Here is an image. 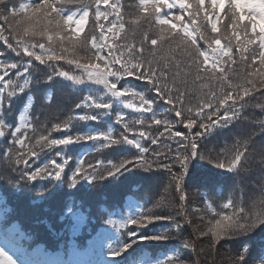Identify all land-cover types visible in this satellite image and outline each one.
<instances>
[{"label": "snow or ice", "instance_id": "snow-or-ice-1", "mask_svg": "<svg viewBox=\"0 0 264 264\" xmlns=\"http://www.w3.org/2000/svg\"><path fill=\"white\" fill-rule=\"evenodd\" d=\"M137 8V17L126 22L121 0H29L19 6L0 0V20L7 25H0V184L14 193L35 191L56 207L70 194L65 189L78 190L81 181L93 189L119 182L125 173L163 169L185 202L183 179L198 157L239 178L259 169L256 181L264 192V142L257 141L264 137V119L246 115L249 107L264 113V0H139ZM127 23L143 29L138 43L135 35L128 41ZM49 82L85 93L74 102L73 115L50 128L47 118L26 115L33 107L31 93ZM25 98L19 122L10 120L8 114ZM53 99L47 95L49 104ZM106 120L112 122L106 129L93 126ZM74 121L82 128L74 129ZM224 130L234 133L231 145L214 157L200 151L207 138ZM75 145L128 154L86 166L79 159L66 171L67 152ZM53 152L59 161L42 160ZM243 196L241 189L239 197L226 198L222 209L232 211L208 203L212 218L199 236L207 237L212 249L235 240L240 248L230 264H264V251L254 254L246 239L264 228V199L259 210L249 211ZM62 214L84 220L74 205H64ZM171 219L141 206L120 222L105 219L114 235H103L102 254L110 264H126L134 245L171 239L144 231ZM0 233V264H46L33 258L15 224ZM183 248L196 251L195 241H185ZM155 264H181L180 256L173 253Z\"/></svg>", "mask_w": 264, "mask_h": 264}, {"label": "trees", "instance_id": "trees-1", "mask_svg": "<svg viewBox=\"0 0 264 264\" xmlns=\"http://www.w3.org/2000/svg\"><path fill=\"white\" fill-rule=\"evenodd\" d=\"M11 2L19 6L20 3H27L29 0H11ZM121 2L125 5V21H132L138 15L137 5L139 0H121ZM162 11H167V9ZM0 25L7 27L3 20H0ZM126 26L128 28V41L132 42L133 35H135L138 43L143 29L131 23H127ZM162 54L165 56L169 54L167 46L162 50ZM67 68L68 66L65 64V69ZM48 71H51V69H48ZM68 83L70 82H65V84ZM36 88L42 89V86L36 85ZM42 90V92L31 93L33 107L28 110L26 115H40L41 120L47 118L49 128L51 124L56 123L58 120H65L68 116L73 115L74 102H77L85 94L74 88L51 82H49L47 88ZM49 94L54 98L50 104L47 102V95ZM62 98L66 99L64 108L61 106L64 112H61L58 119H54L58 99L64 103ZM24 103H26V98L24 101H17V108L8 114L10 120L14 117L19 122V114L24 110ZM246 115L249 120L264 119V113L254 107H249ZM73 123L74 129H80L83 126L81 122L74 121ZM111 123V121L106 120L99 125L93 126L106 129ZM176 129L187 132V129H184L183 125L180 124L176 125ZM59 135H61L59 132L52 133L53 137ZM233 136L234 133L227 132V130H224V133L219 135L214 134L205 140L200 151L203 153L210 152L214 157L220 148L225 147V145H231ZM257 141L258 143L264 142V137L258 136ZM2 147H4V144L0 142V148ZM127 154L126 152L123 154L97 153L88 146H70L67 155L71 159L66 171L74 168L79 159H83L86 166L87 163L94 164L97 159L117 161L122 158V155ZM45 158L60 160L59 157L54 155V152L49 153L47 157H42V160ZM2 168L3 163L0 162V169ZM178 169L179 165H176L173 171ZM169 176L170 173L163 169L149 173L142 170L133 171L125 173L119 182H101L98 187L93 189H89V186L81 181L80 185H78V190L65 189L70 194L63 198L61 206L56 207L39 199L35 191L14 193L5 184H0V195L5 201V205L9 208L6 222H17L19 228L25 234V245H41L54 252L64 251L77 255L81 254V249H84L87 254H91L92 257L95 256L96 258L103 255V235H114L112 226L106 225L104 220L110 217L120 222L128 214L135 212L137 206L153 209L156 203L151 194H149L150 186L152 180L162 182L163 191L170 192L173 198L172 204H170L168 202L171 200V195L161 196L159 199L161 212L159 214L171 215L172 219L155 221L144 231L147 234L167 233L171 239L159 242L145 241L134 245V250L130 249L126 254V264H155L157 260H163L165 256L173 253L180 256L181 264H193L195 251H192L191 248H183V243L188 240V242L195 241V247L198 246L199 249L198 257L204 264H214V258L216 259L217 257L222 260L223 264H229L223 261V258L230 259V257H234L240 245L238 243L233 244V248H237L231 252L233 255L223 253L220 245L212 249L209 247L210 240L207 237L201 238L199 232L197 230L194 231V228L199 224L206 225L207 221L212 218L211 213L207 212L208 203H211L217 211H232L231 209H222V205L226 202V198L229 195L239 197L241 189L244 190L242 206L246 208L249 203L247 200L248 188L258 186L256 178L259 176V169L254 168L249 176L239 178L216 169L214 164L209 163L208 160H201L197 157L189 162L188 172L183 179V194L187 198L185 202L179 201L181 193L176 192L174 184L170 183ZM255 191L259 192L258 195L261 196V199H264V192H261L259 186ZM155 201L157 202V198ZM64 205H74L84 217V220L78 223L72 217L63 215ZM193 208H200L202 211L193 213ZM201 215L205 216L203 221L199 219ZM188 219H192L194 224H188L186 222ZM177 225H180L179 229H177ZM129 227L134 226L129 225ZM244 238L242 237V239ZM246 239H248L254 254L264 251V228L256 229ZM224 244L226 249H232V245L228 241L222 242L221 245L224 246ZM121 264H125V261H121Z\"/></svg>", "mask_w": 264, "mask_h": 264}, {"label": "rangeland", "instance_id": "rangeland-1", "mask_svg": "<svg viewBox=\"0 0 264 264\" xmlns=\"http://www.w3.org/2000/svg\"><path fill=\"white\" fill-rule=\"evenodd\" d=\"M42 91L43 90H41L39 92H42ZM62 99L64 100V103H62V100L59 101V99L57 101L58 106H57V110L54 114V119H58L60 117V114L63 111L61 109V106H62V108H64L63 106L66 104V99L65 98H62ZM169 180L170 181L172 180L171 175L169 176ZM163 188L164 187L162 185V182L152 180L149 194H151V197L153 198V200L156 204L159 202V199L161 198V196L171 195V200H169L168 203L172 204L171 203L172 198H173L172 194H170V192L163 191ZM248 189H249V191H248L247 200L249 203H248L246 209L249 211L259 210L261 207L260 201L262 199H261V196L258 195L259 192L255 191L256 189H258V186H256V187L253 186V187L248 188ZM156 198H157V202L155 201ZM153 211L157 212V213L161 212L159 207H154V206H153ZM2 220H3V212L0 210V228L11 227L9 225L5 226L4 222H2ZM206 226H208V224H206V225L199 224L196 226V229L198 232L200 230H207ZM0 235H2V233H0ZM228 242H229V244L232 245L231 250L226 249L225 244H224V246L220 245V248L223 251V253H228L230 255H233L231 252L237 249V248H233V244L237 243V242L235 240H228ZM217 246L219 247V245H217ZM227 246H228V244H227ZM30 250L34 253V255H33L34 259L42 261V262H46V264H72L73 262L71 260L76 261V263H73V264H97L98 263L95 260V258H92L91 254H86V253H82L81 255H78V256H76V254H69L68 256H65L63 254H59V255H56L54 258L51 255H47L46 253H44L40 249L36 250V251H34L33 249H30ZM198 250H199L198 246H196L195 257H193V264H204L202 262V260H200V258L198 257L199 256ZM82 255H84V256H82ZM223 261L228 262L230 264V259H224L223 258ZM221 263H222V260L219 257H217L216 259L214 258V264H221ZM103 264H110V262L105 261Z\"/></svg>", "mask_w": 264, "mask_h": 264}]
</instances>
